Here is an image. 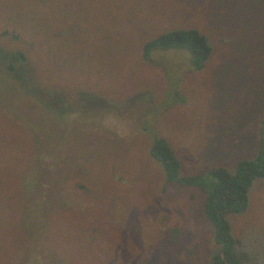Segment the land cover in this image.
Masks as SVG:
<instances>
[{
  "label": "rangeland",
  "instance_id": "374dc122",
  "mask_svg": "<svg viewBox=\"0 0 264 264\" xmlns=\"http://www.w3.org/2000/svg\"><path fill=\"white\" fill-rule=\"evenodd\" d=\"M190 28L213 47L204 71L183 50L144 61ZM263 119L264 0H0V264H206L205 195L168 185L150 146L165 138L182 176L234 171ZM230 222L264 255V179Z\"/></svg>",
  "mask_w": 264,
  "mask_h": 264
},
{
  "label": "trees",
  "instance_id": "16d2710c",
  "mask_svg": "<svg viewBox=\"0 0 264 264\" xmlns=\"http://www.w3.org/2000/svg\"><path fill=\"white\" fill-rule=\"evenodd\" d=\"M171 49L186 51L190 55L193 71L196 72L204 71L213 55L209 38L197 29L190 28L167 30L148 41L143 47V59L150 63L151 55L155 51ZM17 57L25 59L22 52L12 54L8 59ZM9 71L13 73L14 78L26 84V76L16 71L13 64L9 65ZM29 92L41 97L45 95L37 88L30 89ZM82 97H88L90 101H93L88 106L103 108L104 101L101 98L87 94ZM51 103L55 109L62 107L64 112H71L72 105L67 106L65 99L55 97ZM149 154L163 168L168 185L197 189L205 195V216L210 226V237L214 242V249L211 251L214 252L206 264H264L262 260L264 255L258 256L252 246L249 248L243 244L241 239L234 235L230 222L232 216H239L247 211L250 192L255 182L264 179V119L260 123V146L255 157L240 161L234 171L220 166L213 167L202 175L182 176V164L174 149L163 137L157 136L153 139ZM46 187L48 188L49 185ZM63 198L64 202L69 203L68 194L65 193ZM49 207L52 210L55 206L49 203ZM177 232L175 230L173 233L175 239H177Z\"/></svg>",
  "mask_w": 264,
  "mask_h": 264
}]
</instances>
